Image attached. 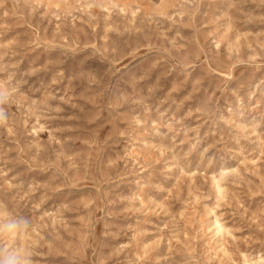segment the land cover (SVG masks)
Listing matches in <instances>:
<instances>
[{
	"label": "rangeland",
	"instance_id": "obj_1",
	"mask_svg": "<svg viewBox=\"0 0 264 264\" xmlns=\"http://www.w3.org/2000/svg\"><path fill=\"white\" fill-rule=\"evenodd\" d=\"M0 264H264V0H0Z\"/></svg>",
	"mask_w": 264,
	"mask_h": 264
},
{
	"label": "clouds",
	"instance_id": "obj_2",
	"mask_svg": "<svg viewBox=\"0 0 264 264\" xmlns=\"http://www.w3.org/2000/svg\"><path fill=\"white\" fill-rule=\"evenodd\" d=\"M0 122H3V121H0Z\"/></svg>",
	"mask_w": 264,
	"mask_h": 264
}]
</instances>
